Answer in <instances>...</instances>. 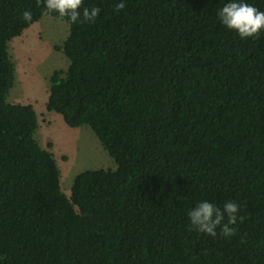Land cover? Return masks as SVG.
Returning a JSON list of instances; mask_svg holds the SVG:
<instances>
[{"label":"trees","instance_id":"trees-1","mask_svg":"<svg viewBox=\"0 0 264 264\" xmlns=\"http://www.w3.org/2000/svg\"><path fill=\"white\" fill-rule=\"evenodd\" d=\"M118 2L83 0L100 15L73 24L43 0H0V264H264V33L226 30L227 0ZM45 15L69 26L46 110L116 164L77 174L69 196L33 107L6 101L7 43ZM200 199L241 205L234 236L191 227Z\"/></svg>","mask_w":264,"mask_h":264},{"label":"rangeland","instance_id":"rangeland-1","mask_svg":"<svg viewBox=\"0 0 264 264\" xmlns=\"http://www.w3.org/2000/svg\"><path fill=\"white\" fill-rule=\"evenodd\" d=\"M64 20L48 15L25 29L7 43L14 64V84L6 101L31 105L36 113L34 138L48 150L59 172L61 192L69 196L74 177L86 170H115L116 164L91 129L82 125L68 127L62 117L46 110L50 76L55 70L65 71L68 60L61 47L68 35Z\"/></svg>","mask_w":264,"mask_h":264},{"label":"clouds","instance_id":"clouds-1","mask_svg":"<svg viewBox=\"0 0 264 264\" xmlns=\"http://www.w3.org/2000/svg\"><path fill=\"white\" fill-rule=\"evenodd\" d=\"M48 13H57L67 17L70 23H77L81 17L87 22H95L101 9L97 6L82 7L83 0H43ZM126 7V0H119L117 11ZM21 19L25 23L33 21L30 9L24 10ZM220 24L228 31L237 34L241 40L255 39L264 33V11L259 10L248 0H227L217 11ZM241 205L234 200H225L222 204L207 199L196 201L187 209V218L191 227L209 237L230 238L236 233V225L243 220Z\"/></svg>","mask_w":264,"mask_h":264}]
</instances>
